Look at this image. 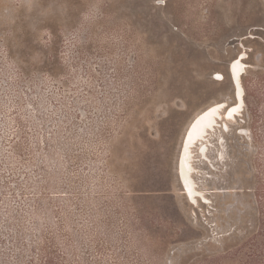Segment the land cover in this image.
<instances>
[{
  "label": "rangeland",
  "instance_id": "374dc122",
  "mask_svg": "<svg viewBox=\"0 0 264 264\" xmlns=\"http://www.w3.org/2000/svg\"><path fill=\"white\" fill-rule=\"evenodd\" d=\"M237 57L196 205L182 136ZM0 264H264V0H0Z\"/></svg>",
  "mask_w": 264,
  "mask_h": 264
},
{
  "label": "bare ground",
  "instance_id": "6f19581e",
  "mask_svg": "<svg viewBox=\"0 0 264 264\" xmlns=\"http://www.w3.org/2000/svg\"><path fill=\"white\" fill-rule=\"evenodd\" d=\"M239 55H241V53ZM245 66L246 65H244L243 59H238V57L229 65L228 72L235 97L234 104L228 105L226 102L213 103L212 105L197 113L191 119L183 133L177 159L176 175L183 196L188 202L193 204L198 205V203H210L207 197L208 194L205 191L200 190L197 186L199 184L196 182L197 177L195 178V176L198 174L199 168L197 165H199V163H201L200 161H203V159H209L208 154L215 148V145H218L219 140L221 141L220 144L223 146V137L221 136L223 134L217 136V132L223 133L228 131L229 124L236 122L238 117L244 111L242 108L245 104L244 89L241 84V79L244 75L243 70H245ZM229 113H231V115ZM218 157L220 160L223 159L224 153L218 152Z\"/></svg>",
  "mask_w": 264,
  "mask_h": 264
},
{
  "label": "snow or ice",
  "instance_id": "6c2138e0",
  "mask_svg": "<svg viewBox=\"0 0 264 264\" xmlns=\"http://www.w3.org/2000/svg\"><path fill=\"white\" fill-rule=\"evenodd\" d=\"M231 115V113H229Z\"/></svg>",
  "mask_w": 264,
  "mask_h": 264
}]
</instances>
